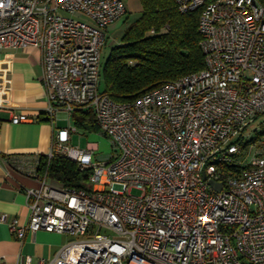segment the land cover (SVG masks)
<instances>
[{
    "label": "built area",
    "instance_id": "1",
    "mask_svg": "<svg viewBox=\"0 0 264 264\" xmlns=\"http://www.w3.org/2000/svg\"><path fill=\"white\" fill-rule=\"evenodd\" d=\"M175 1L181 12L201 10L206 67L120 102L101 90V55L126 0H0V49L40 50L51 122L89 109L114 147L99 160L95 145H72L77 127L58 129L48 160L64 155L90 170L86 189L53 180L40 162L31 171L26 158L11 161L38 185L25 189L28 223L6 213L0 223L20 241L41 230L75 237L38 264H264V150L240 164L237 142L264 115V3Z\"/></svg>",
    "mask_w": 264,
    "mask_h": 264
},
{
    "label": "trees",
    "instance_id": "2",
    "mask_svg": "<svg viewBox=\"0 0 264 264\" xmlns=\"http://www.w3.org/2000/svg\"><path fill=\"white\" fill-rule=\"evenodd\" d=\"M264 3V0H260ZM142 15L134 21L113 47L102 67L101 90L120 102L133 101L160 84L184 75L199 72L206 67L200 32L201 10L181 12L175 0H140ZM129 10L125 15L128 18ZM74 125L86 131H100L94 113L86 108L71 114ZM52 117L41 113L36 121L49 123ZM240 135L237 142L244 148L264 146V126L256 128L254 135ZM256 145V146H255ZM254 149V151H255ZM50 162V164H49ZM49 164V166H48ZM246 165H232L238 172ZM48 168L50 177L66 187L87 188L91 171H81L78 164L64 155L51 161L40 156V168Z\"/></svg>",
    "mask_w": 264,
    "mask_h": 264
},
{
    "label": "crops",
    "instance_id": "3",
    "mask_svg": "<svg viewBox=\"0 0 264 264\" xmlns=\"http://www.w3.org/2000/svg\"><path fill=\"white\" fill-rule=\"evenodd\" d=\"M42 76L37 47L0 49V81L6 88V93L0 95V213L8 214L9 220L20 218L23 224L30 218L25 189L37 186L38 181L28 171L16 169L11 161L26 158L28 170L38 168L40 156L49 153L58 129L76 127L65 113L57 115L55 123H12L13 114L37 118L47 111L49 102ZM70 142L76 146V132L71 133ZM69 236L41 230L34 235L29 232L20 241L8 223H0V263L3 259L16 263L26 255L32 256L34 264L53 259L65 243L73 240Z\"/></svg>",
    "mask_w": 264,
    "mask_h": 264
},
{
    "label": "rangeland",
    "instance_id": "4",
    "mask_svg": "<svg viewBox=\"0 0 264 264\" xmlns=\"http://www.w3.org/2000/svg\"><path fill=\"white\" fill-rule=\"evenodd\" d=\"M127 8L129 10L128 18L125 20L124 18L111 26L108 31V38L106 45L102 49V65L104 66L107 62L113 47L117 46L122 41V36L128 29V27L137 19H139L142 15V5L140 0H126ZM86 20H90L87 17H84ZM264 126V115L259 116L249 127V132L246 133V137H251L254 135L255 131H253L256 128H260L261 126ZM78 131L76 132V146L87 148L89 145H95L96 146V157L99 160H106L110 156L114 154V147L111 139L107 137L101 130L100 131H93L89 132L82 128H78ZM264 142V139L263 141ZM256 146V145H255ZM254 147H245L244 152L242 153V160L240 161V164L247 163L248 160H250L251 156L254 152ZM257 149L264 150L263 147H258ZM250 152V153H249ZM134 194L139 195L140 191L135 190ZM71 239H74L75 237L69 236ZM78 237L76 236V239Z\"/></svg>",
    "mask_w": 264,
    "mask_h": 264
},
{
    "label": "water",
    "instance_id": "5",
    "mask_svg": "<svg viewBox=\"0 0 264 264\" xmlns=\"http://www.w3.org/2000/svg\"><path fill=\"white\" fill-rule=\"evenodd\" d=\"M209 183H210L213 187H215L216 189H218V190H221V189H222V186H223L222 183H217V182H215V181H213V180H210Z\"/></svg>",
    "mask_w": 264,
    "mask_h": 264
}]
</instances>
